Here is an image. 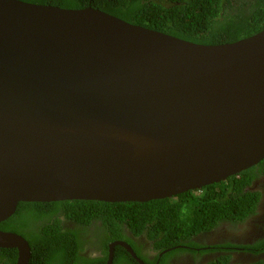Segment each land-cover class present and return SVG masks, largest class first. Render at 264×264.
<instances>
[{
    "label": "water",
    "instance_id": "1",
    "mask_svg": "<svg viewBox=\"0 0 264 264\" xmlns=\"http://www.w3.org/2000/svg\"><path fill=\"white\" fill-rule=\"evenodd\" d=\"M264 160V30L206 46L93 8L0 0V224L20 203H147ZM117 246L139 264L125 242ZM0 249L31 247L0 230Z\"/></svg>",
    "mask_w": 264,
    "mask_h": 264
},
{
    "label": "trees",
    "instance_id": "2",
    "mask_svg": "<svg viewBox=\"0 0 264 264\" xmlns=\"http://www.w3.org/2000/svg\"><path fill=\"white\" fill-rule=\"evenodd\" d=\"M21 1L74 10L93 8L130 24L206 46L232 44L264 30V0ZM261 167L264 160L220 184L147 203L22 202L15 215L0 224V230L19 234L29 242V264H107L109 246L114 242L129 244L145 264H169V259L185 252L183 246L201 247L195 237L218 230L225 222L242 223L255 214L260 195L245 189ZM68 223H75L76 228L68 227ZM141 236L158 252L155 261L145 256L144 244L135 240ZM257 247L259 253L264 251V242ZM98 251L99 256L92 257ZM17 261L16 249H0V264ZM113 264L138 263L117 246ZM210 264L233 263L230 256L223 255Z\"/></svg>",
    "mask_w": 264,
    "mask_h": 264
},
{
    "label": "flooded vegetation",
    "instance_id": "3",
    "mask_svg": "<svg viewBox=\"0 0 264 264\" xmlns=\"http://www.w3.org/2000/svg\"><path fill=\"white\" fill-rule=\"evenodd\" d=\"M255 176L256 179L250 184L251 186L245 189V192L250 191L260 195L255 214L242 223L225 222L219 226L218 230L195 237L201 247L183 246L185 252L169 259V264H210L223 255L230 256L233 264L264 261V251L261 249L262 252L259 253L260 250L257 247L264 242V168H258ZM67 226L76 228L75 223H68ZM146 239L145 236H141L135 240L140 245L144 244V254L153 262L157 259L158 252ZM191 251L194 252L190 253ZM99 253L100 251L94 252L92 257L99 256ZM136 262L139 264L137 260Z\"/></svg>",
    "mask_w": 264,
    "mask_h": 264
}]
</instances>
